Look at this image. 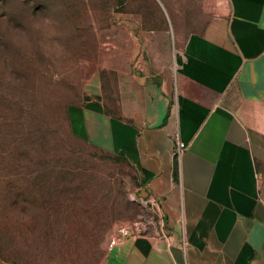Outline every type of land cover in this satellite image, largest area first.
<instances>
[{
    "label": "rangeland",
    "instance_id": "374dc122",
    "mask_svg": "<svg viewBox=\"0 0 264 264\" xmlns=\"http://www.w3.org/2000/svg\"><path fill=\"white\" fill-rule=\"evenodd\" d=\"M225 8V0H0V179L37 177L38 196L63 188L87 205L79 222L86 234H68L64 248L21 222L11 250L0 230V246L12 253L0 264H106L121 229L156 227L158 211L141 196L133 167L108 146L74 137L68 108L99 98L111 114L143 111L138 80L147 67L171 60Z\"/></svg>",
    "mask_w": 264,
    "mask_h": 264
},
{
    "label": "crops",
    "instance_id": "0c3cea01",
    "mask_svg": "<svg viewBox=\"0 0 264 264\" xmlns=\"http://www.w3.org/2000/svg\"><path fill=\"white\" fill-rule=\"evenodd\" d=\"M225 3L147 67L143 111L111 114L99 98L68 108L73 135L126 159L158 211L106 264H264V0Z\"/></svg>",
    "mask_w": 264,
    "mask_h": 264
},
{
    "label": "trees",
    "instance_id": "16d2710c",
    "mask_svg": "<svg viewBox=\"0 0 264 264\" xmlns=\"http://www.w3.org/2000/svg\"><path fill=\"white\" fill-rule=\"evenodd\" d=\"M19 174H15L13 177H6L8 175L5 174V177L0 179V230L10 241L11 250L13 246L18 245L22 230L21 222H23L21 225L26 228L28 233L41 232L47 235L53 241L52 243L56 242L57 249L67 246L65 241L68 239V234L76 235L77 239L80 235L86 234L83 227L79 226L82 210L87 206L82 197H78V194L69 197L67 189L61 188L57 191L58 195L43 198L32 191V186L37 177L28 176L24 180L19 177ZM25 181H27V185L23 186ZM35 209H40L38 214ZM37 220H40L43 225H35ZM54 223L57 225L54 226ZM56 236L60 237L58 241L54 240ZM73 242L72 246L78 245L77 240ZM9 252L10 249H4L0 246V258ZM9 254L12 256V253ZM11 260V262L18 264L15 259L12 258ZM53 262L57 263V261ZM58 262L64 264L66 261L64 263L63 261Z\"/></svg>",
    "mask_w": 264,
    "mask_h": 264
},
{
    "label": "built area",
    "instance_id": "2783aa9c",
    "mask_svg": "<svg viewBox=\"0 0 264 264\" xmlns=\"http://www.w3.org/2000/svg\"><path fill=\"white\" fill-rule=\"evenodd\" d=\"M182 148H184V144L179 143L178 150H181ZM120 233H121L120 236H117V237H114V238H113L112 242L110 243V247H111V248H112L115 244H117V242H118L121 238L133 234V232H130V231H128L127 229H121V230H120Z\"/></svg>",
    "mask_w": 264,
    "mask_h": 264
},
{
    "label": "water",
    "instance_id": "95a60500",
    "mask_svg": "<svg viewBox=\"0 0 264 264\" xmlns=\"http://www.w3.org/2000/svg\"><path fill=\"white\" fill-rule=\"evenodd\" d=\"M141 194V196L144 198V197H146L145 195H143L142 193H140Z\"/></svg>",
    "mask_w": 264,
    "mask_h": 264
}]
</instances>
